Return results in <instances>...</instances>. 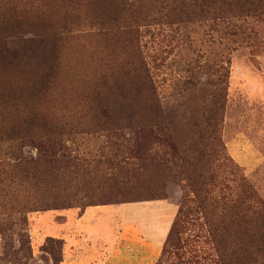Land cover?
Here are the masks:
<instances>
[{
  "label": "rangeland",
  "instance_id": "rangeland-1",
  "mask_svg": "<svg viewBox=\"0 0 264 264\" xmlns=\"http://www.w3.org/2000/svg\"><path fill=\"white\" fill-rule=\"evenodd\" d=\"M143 3L155 19L139 18L131 37L122 20L108 21L113 6L102 14L88 0H0V125L9 129L30 111L52 127L71 114L136 113L140 103L121 96L125 90L131 98L127 87L132 79L141 82L144 63L168 121L159 128L162 149L172 146L178 164L196 163L200 170L190 175L212 176L213 184L206 185V216L189 201L174 239L151 263L241 264L248 238L240 218L243 184L264 201V18L232 16L223 0H211L215 11L208 16L189 18L159 13L153 0ZM190 76L198 82L186 83ZM94 126L83 121L60 138L62 148L40 135L14 141L0 133V264H59L69 218L89 204L131 198L128 185L107 180L109 142ZM156 175L168 172L160 167ZM183 194L177 181L168 182L165 199L127 204L124 218L157 244ZM117 224L111 225L115 235Z\"/></svg>",
  "mask_w": 264,
  "mask_h": 264
},
{
  "label": "trees",
  "instance_id": "trees-1",
  "mask_svg": "<svg viewBox=\"0 0 264 264\" xmlns=\"http://www.w3.org/2000/svg\"><path fill=\"white\" fill-rule=\"evenodd\" d=\"M151 0H88L90 6L99 8L103 12H107L109 6L115 7L114 11L109 13L108 21L122 20V28L129 31L132 36L138 33L134 23L141 18V20L155 19L150 17L147 10H143V2H150ZM158 6L159 13L164 9L167 14L183 15L185 18L189 16L205 17L212 13L213 8L211 0H153ZM227 3V13L232 16L252 17L256 19L264 18V0H223ZM149 5V4H148ZM101 14V15H102ZM111 16V17H110ZM99 19L97 17L94 20ZM99 27L104 28L103 19H99ZM127 23L130 25L127 26ZM110 28V27H106ZM140 69V68H139ZM25 71V70H24ZM26 72V71H25ZM131 82V83H130ZM127 87L128 92L131 93V98L126 97L124 90L121 99L123 102L136 101L140 103V109L136 113L126 114L109 111H97L98 114L89 116L71 114L69 116H62L63 119L57 120L59 127L49 126L39 112H27L16 117V121L11 123L9 129H5L0 125V133L5 132L9 134L14 141L20 140L23 137H45L47 139H56L59 142V147L62 148L60 138L63 135H70L76 133L74 130L83 124H94L97 130L108 138L110 153L104 158L103 163L107 165L108 169L113 172L108 176L107 180L113 187L127 186L131 188V198L117 202V203H100L93 205H112L122 204L128 202H140L165 199L161 194L168 182L177 181L183 190V198L177 214L170 226L169 232L164 243L167 240L174 239L176 229L178 226L177 217L179 213L184 214L189 210L186 207L187 203L192 202L200 214L206 216L205 206L211 201V197L206 189L209 182L210 187L212 176H192L193 171H198L200 168L194 164L177 163V154L174 148L170 145L166 149L163 148L164 140L162 131L159 128L168 123L166 117L162 115L160 109V101L158 99V90L156 83L149 73L146 65L143 63V74L141 82H136V78L132 79ZM186 83L198 82L190 76ZM141 85V86H140ZM147 95L144 100L141 96ZM95 102V97L92 98ZM146 106V109L144 105ZM87 118V120H85ZM165 121V122H164ZM171 121L169 120V123ZM40 124V125H39ZM198 127L192 124L191 128ZM74 130V131H72ZM55 144V143H52ZM58 145V144H57ZM43 149V147H40ZM64 157V154H62ZM69 157V155H66ZM23 160V159H22ZM165 167L168 176H157L158 168ZM185 169V174L183 171ZM128 174L130 178L122 180V176ZM156 175V176H155ZM138 184V186H136ZM140 193V194H137ZM143 193V194H141ZM241 200L244 207L241 210L240 218L245 226V234L248 236L247 243L244 246L243 259L241 264H264V201L255 193V191L248 184H243L241 190ZM250 201V202H249ZM249 202V203H247ZM253 204L254 206H250ZM91 206V204L87 205ZM86 206V207H87ZM191 208V206H190ZM49 209L59 211L66 209L60 206H51ZM251 214L248 216V213ZM203 216V217H204ZM22 213L18 215V221H24ZM253 223V225H251ZM249 226H255L251 230ZM54 238V237H52ZM62 244V253L59 264L62 260L64 249V241L59 238ZM163 250V247H162ZM161 250V252H162ZM161 255V254H160ZM160 258V256H159ZM159 258L157 262L159 261ZM156 262V263H157Z\"/></svg>",
  "mask_w": 264,
  "mask_h": 264
},
{
  "label": "crops",
  "instance_id": "crops-1",
  "mask_svg": "<svg viewBox=\"0 0 264 264\" xmlns=\"http://www.w3.org/2000/svg\"><path fill=\"white\" fill-rule=\"evenodd\" d=\"M160 200L163 199L150 201ZM130 203L134 202L91 205L85 207L75 218H69V221H72V226L66 229L65 226H68L66 224L61 229V234L65 233L61 237L64 241L61 263L64 261L65 253L69 256L66 259L67 264H70L69 259L82 264L93 262L101 264H152L153 261H157L170 226L177 214L176 210L171 221L167 222L161 231V241L155 244L149 237H145L144 231H141L140 227L138 229L137 225H132L124 218L125 205ZM70 217H74V214H70ZM116 220L118 221V233L115 235L111 230V225ZM69 228L75 231L72 232ZM82 247L88 248L85 254L82 255L80 251L76 253ZM134 251L137 254H134Z\"/></svg>",
  "mask_w": 264,
  "mask_h": 264
}]
</instances>
